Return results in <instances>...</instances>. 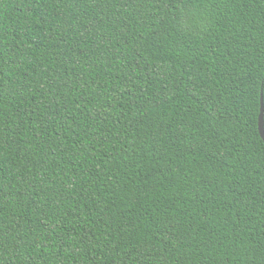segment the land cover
Returning <instances> with one entry per match:
<instances>
[{
	"label": "trees",
	"instance_id": "16d2710c",
	"mask_svg": "<svg viewBox=\"0 0 264 264\" xmlns=\"http://www.w3.org/2000/svg\"><path fill=\"white\" fill-rule=\"evenodd\" d=\"M264 0H0V264H264Z\"/></svg>",
	"mask_w": 264,
	"mask_h": 264
},
{
	"label": "water",
	"instance_id": "95a60500",
	"mask_svg": "<svg viewBox=\"0 0 264 264\" xmlns=\"http://www.w3.org/2000/svg\"><path fill=\"white\" fill-rule=\"evenodd\" d=\"M258 130H259L261 138L264 141V121H263V101H262V98H261V104H260V113L258 116Z\"/></svg>",
	"mask_w": 264,
	"mask_h": 264
}]
</instances>
